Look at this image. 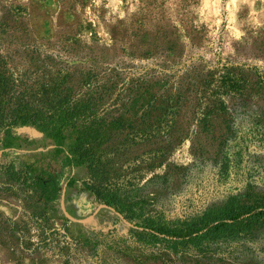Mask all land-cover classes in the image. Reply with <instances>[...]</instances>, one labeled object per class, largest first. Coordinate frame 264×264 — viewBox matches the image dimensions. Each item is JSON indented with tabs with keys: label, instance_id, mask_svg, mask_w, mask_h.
Wrapping results in <instances>:
<instances>
[{
	"label": "rangeland",
	"instance_id": "obj_1",
	"mask_svg": "<svg viewBox=\"0 0 264 264\" xmlns=\"http://www.w3.org/2000/svg\"><path fill=\"white\" fill-rule=\"evenodd\" d=\"M0 71L36 105L99 90L102 114L124 112L96 152L106 187L144 208L137 225L99 203L87 165L62 166L72 131L59 153L22 125L19 168L63 183L40 225L0 184V264H264V228L195 248L139 226L264 202V0H0Z\"/></svg>",
	"mask_w": 264,
	"mask_h": 264
},
{
	"label": "trees",
	"instance_id": "obj_2",
	"mask_svg": "<svg viewBox=\"0 0 264 264\" xmlns=\"http://www.w3.org/2000/svg\"><path fill=\"white\" fill-rule=\"evenodd\" d=\"M10 84V78L0 71V184L11 190L16 200L25 202L33 218L48 220V211L56 209L63 180L56 174L45 170L38 172L31 166L25 170L19 168L18 159L9 150L23 145L18 130L22 125L37 127L53 139L59 153L64 151L65 133L70 130L74 140L62 158V166L87 165L93 184L85 182V185L99 203L115 207L137 224L136 215L138 212L142 215L144 208L138 204L134 206L128 193L106 187L110 172L103 157L96 152L108 130L118 120H124L125 113L120 112L117 116L102 114L106 95L99 94V90L74 99L70 95H57L36 105L21 95H10ZM140 223L139 226L155 229L158 236L169 237L176 244L199 248L214 240L236 238L242 232L264 228V202H242L236 196H229L217 211L194 213L177 222H167L160 215L148 214ZM35 224L41 222L38 220ZM8 233H14L13 225ZM191 253L201 258H215L220 252Z\"/></svg>",
	"mask_w": 264,
	"mask_h": 264
}]
</instances>
